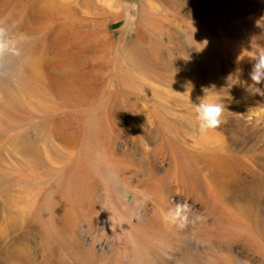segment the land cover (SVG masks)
Listing matches in <instances>:
<instances>
[{
    "label": "rangeland",
    "instance_id": "obj_1",
    "mask_svg": "<svg viewBox=\"0 0 264 264\" xmlns=\"http://www.w3.org/2000/svg\"><path fill=\"white\" fill-rule=\"evenodd\" d=\"M31 1L0 2V12L3 10L0 19L9 27L18 21L19 30L34 38L29 47L21 45L24 50L21 57L7 58L0 63V264H48L51 258L59 257L63 264H132V260L129 261L132 254L114 244L113 227L99 220L88 223L84 211H75V215L80 216L71 244L49 246L30 221L37 208L45 209L54 201L57 191H62L66 198L73 195L75 182L69 178L71 173L63 172L67 145L81 138L87 111L96 106L105 93L113 91L119 79L117 70L108 65L89 66L86 75L74 68L77 74H72L69 82L71 102L75 105L66 108L60 104L58 98L61 97L55 94L52 84L56 76H62L58 74L62 70L60 64L67 63L68 59H130L137 49L152 59H160L162 64L158 62L160 66L156 69L143 73L123 60L125 70L132 73L131 78L134 73L138 76L132 78L135 86L131 83L126 87L128 97L118 99L120 107L111 122L104 123L112 149L129 154V168L146 179L149 178L145 175L149 153L158 143L157 125L172 138L186 140L190 150L232 157L231 168L221 166L223 186L219 190L229 201L235 222L229 235L222 225H214L217 215H208L199 199L172 180L167 206L187 200L192 205L193 215L200 213L205 219L184 228L172 225L175 237L171 234L167 244L157 245V255H162L158 256L162 261L152 257L146 264H264V82L255 85V91L249 88L252 84L249 73L254 63L250 52L257 50V45L264 47V0H145L135 11L128 6L140 4L142 0H90V10H86V6L82 13L94 20L81 30L99 31L102 47L95 51H91L96 44L92 31L83 47L82 41L76 39L71 43H51L48 39L57 38L59 29L49 31L41 19L37 20L42 18L43 11L32 10ZM55 1L70 4L63 14L68 16L74 12L76 0ZM57 22L61 21L54 25L58 26ZM140 28L146 31L147 38L136 44ZM199 34L209 43L210 54L200 51ZM115 45H118L117 51ZM84 49L90 51L89 56H83ZM26 59H34L38 64V81L35 78L38 74L30 76L35 81H30V87L25 80L28 76ZM206 59H213L215 63ZM46 63H56L55 68H47ZM237 69L242 71L238 73ZM203 98L205 102L221 100L226 110L224 123L211 129L216 137V144L210 146L212 149H193L190 145L194 144L192 135L197 133L195 113L193 107L188 109L179 104L191 100L198 104ZM153 105L161 106L157 107L160 123H155L149 111ZM51 111L57 120L55 131L41 129L42 134L34 131V138L38 140L34 141V152L40 161L33 162L24 152V134L32 125L48 126L45 121ZM88 124L95 129L96 123ZM157 161L161 174L169 161L161 154ZM100 196L104 204L101 211L104 210L98 218L101 214L113 213L107 208L104 195ZM124 199L129 202L131 195L126 194ZM72 202L70 200V205ZM151 208L149 203L146 211L140 208L126 217L133 225H138L139 220L152 216ZM136 211L140 214L134 213ZM25 232L29 234L24 236ZM49 247L53 249L52 257ZM77 251L88 254L87 260L78 259Z\"/></svg>",
    "mask_w": 264,
    "mask_h": 264
},
{
    "label": "bare ground",
    "instance_id": "obj_2",
    "mask_svg": "<svg viewBox=\"0 0 264 264\" xmlns=\"http://www.w3.org/2000/svg\"><path fill=\"white\" fill-rule=\"evenodd\" d=\"M144 1L145 0H142L140 4L131 3L128 8L131 11H135L136 9L138 10ZM90 3V0H76L74 3V12L68 16L63 14V12L70 8L69 3L58 4L55 0H33L31 1L30 7L32 10L41 9L43 11V14H40L42 15V18L36 19H41L42 23H44V26L48 28L49 31H53L55 27L59 29L60 34L57 38L53 37V39H48L51 41V43H54L55 45L63 42L69 43L70 41H75L76 39L77 41H82L83 47V42H85V39H87L89 32L92 31L96 40V44L94 47H92L91 51H95L101 49L102 47L100 43L101 38L98 36L99 31H96L94 28L93 30L90 29L88 31L81 30L83 26H86L91 20H94L91 17L84 16L85 14L82 13L85 12L84 9L86 6V10H90ZM5 5L7 6L6 3ZM147 6L150 8L149 5ZM131 18L132 15H130V20ZM58 20L61 21L57 22L60 25H54V22ZM138 22L140 23V18ZM141 22L143 23V21ZM97 25L99 26L100 23L98 22ZM146 38V31H144L143 28H140L138 29V36L134 42H136V44L143 43L146 41ZM198 39L200 41L199 48L202 54H210L211 49L209 43L203 38L202 35H200ZM90 43L91 42H89L87 45H90ZM116 46L118 47V45H115V49ZM134 52L135 53H133V56L130 57V59H68L67 63L65 61L64 63L62 62L60 64L62 70L58 74L62 76H56V81H54L52 84L53 88L55 89V94L61 97L58 98L60 100V104L66 108H73L72 106L75 105L71 102L70 97L72 95L70 92L72 88L69 82V77L72 76V74L74 75V73L75 75L77 74L76 72H73L74 68L81 69V74L86 75L90 69L89 66L98 67L108 65L112 67L114 71L117 70V76L119 75V79L116 77L118 79L117 86H114L113 91L105 93L103 95V99L99 101L96 106L91 107L90 109L88 108V113H86L87 119L82 130L83 133L81 138L75 143L73 142L71 145H67L68 152L65 156L66 161L64 160L65 167L63 168V172H68V175L71 173L69 178L75 182V189L72 191L73 195H70L66 198L64 197L62 191H57L54 201L50 203L47 208H40L39 210H37V208L35 210L36 214L31 215L30 224L37 229L39 236L43 238V241L49 246H51L52 243L71 244L74 233L76 232V228L78 226V218L80 216L75 215V211H84V215L86 216L85 221L88 223L99 220L101 221V224H108L111 226V228L113 227L112 236L114 238V244L120 245L126 249L127 252L132 254V259H129V261L132 260V264L137 261H140L139 264H141V262L146 264L149 263V261L151 262L152 257L155 258V260L158 258L160 261H162V259L158 257L160 253L157 255V245L160 243H163V245L165 243L167 244V241L171 239V236L174 233H172V231H174L172 228L175 226L172 227V224L167 223L163 218L164 212H166L168 208L172 207L171 205L169 207L167 206L169 203L167 204L168 200L166 199L168 197V192H170L168 191V189L170 190L169 183L172 180H175L182 190L199 199L204 204L206 213L208 215H217L214 218V225H222L223 230H228V234L232 235V225L235 224V222L232 221V210L229 207V201L221 194L219 190L220 186H223L221 185L220 181V177H222L221 166H227L231 168L232 157H225V155L218 154L216 152L207 153L204 151L198 153L195 150H190L187 147L188 143L186 140L179 141L172 138L169 136L167 131L161 127V125H157L155 133L157 134L158 143L149 153L150 161H148V165L146 167L147 170L145 173V175L149 177V180L142 178V175L140 176L138 172L135 173L136 171L134 172L131 170V168H129L131 165L128 166V163L131 156L128 157L129 154H120L112 149L109 134L104 125V123L107 121L111 122V118L115 115L114 112L120 107L118 99L123 96L124 99L125 97H128V93L125 91L126 87L130 86L131 83L133 84L132 78L135 77V75L138 76V73H134L135 75L131 78L132 73L130 75L129 70H125L124 67L126 65L123 67V60H127V62L130 63V66H132L135 70L139 69L141 72L143 71V73L146 70L149 71V69L151 70L152 68H155L157 65L160 66L159 64L161 62H159L160 59H152L150 55H147L139 49L135 50ZM82 54L84 57H87L90 55V51H88V49H84ZM206 60H209L210 62L211 59ZM212 61L213 59L211 62ZM37 65V62H35L34 59H26L25 61V71L27 72L26 75H28L25 77V80L28 87H30L31 82H35L34 79L30 78V76L33 74H38ZM46 65L47 68L49 67L52 70L55 68L56 63H46ZM35 78L37 82L39 74L38 77L35 76ZM135 84L137 85V83ZM133 86L135 85L133 84ZM103 92L104 91H102V93ZM191 103L195 104V102L191 100L184 103L181 101V104L179 105L186 106L188 109H191ZM157 107L153 105L152 107H149V111L153 117V120H155V123H160V115H158L160 108ZM54 116V112L51 111L45 121L47 123L46 125L48 126L45 125L46 127H43L39 125L36 128V125H32V127H30L24 134V140L26 141L24 152L26 155L32 158L33 162L40 161L39 157H36L38 154L34 152V141L37 140L34 138L36 137L34 131H37L38 133L41 129H44L45 131L48 130L49 132L55 131L54 124L57 120ZM92 122L96 123L95 129L91 128L88 124ZM41 134H39V136H41ZM192 138L194 144L189 145L193 149L195 147H200L202 149H212L213 147L210 146L216 144V137L213 133V130L201 131L198 122L197 133L192 135ZM75 149L77 150L73 151ZM158 154H161L164 159L167 158L169 161V166L163 167V172L161 174L159 173V169L156 164L159 163L157 161ZM140 172L141 171H139V173ZM221 189L223 190L224 188ZM101 193L108 201V205H105L107 208H111L113 213L108 215H105L104 213L98 218L97 215L104 210L103 209L101 211V207L104 206V204L102 205L100 201ZM126 194L131 195V200L129 202L124 199ZM60 200H62V205H60ZM70 200H73L71 205ZM149 203L152 204V216L149 215V218L147 216L146 218L139 220L138 225H133L132 221H130V218L126 217V215H134L132 212L134 210L140 211V208H143L146 211V207ZM137 212L138 211L134 213ZM119 214L122 215V217L118 218V216H114ZM28 234L29 232H25L24 236H27ZM174 235L172 237H175ZM166 246L169 247L168 245ZM77 248L79 250L80 245H78ZM160 250L161 249L159 248V251ZM52 251L53 249L50 248L48 252L50 257L54 255ZM87 255L88 254L83 253V251H77L78 259L85 261L87 260ZM50 260L51 261L48 262V264H63L60 257L59 259L53 258L54 261L52 258ZM155 260L152 261L154 262Z\"/></svg>",
    "mask_w": 264,
    "mask_h": 264
},
{
    "label": "clouds",
    "instance_id": "obj_3",
    "mask_svg": "<svg viewBox=\"0 0 264 264\" xmlns=\"http://www.w3.org/2000/svg\"><path fill=\"white\" fill-rule=\"evenodd\" d=\"M13 29H16V31H13ZM33 39L32 36L19 30L18 21L9 27L5 20L0 19V63H3L7 58L21 57L24 52L21 45L29 47ZM250 53V59L254 63L249 73L252 81L249 88L255 91V85L264 82V47L257 45V50L252 49ZM241 71V69H237L238 73ZM191 104L201 131L217 129L224 123L223 117L226 110L221 100L219 102H205L203 98L200 99L198 104ZM163 218L167 223L178 228H184L190 223L205 219L200 213L193 215L192 205L187 200L173 202V206L164 212Z\"/></svg>",
    "mask_w": 264,
    "mask_h": 264
}]
</instances>
